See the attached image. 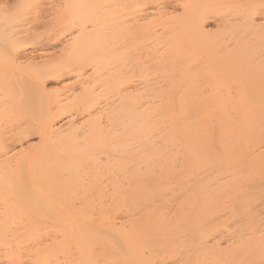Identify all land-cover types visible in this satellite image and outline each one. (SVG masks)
I'll use <instances>...</instances> for the list:
<instances>
[{
    "label": "bare ground",
    "instance_id": "1",
    "mask_svg": "<svg viewBox=\"0 0 264 264\" xmlns=\"http://www.w3.org/2000/svg\"><path fill=\"white\" fill-rule=\"evenodd\" d=\"M109 1L0 21V264H264V0Z\"/></svg>",
    "mask_w": 264,
    "mask_h": 264
},
{
    "label": "rangeland",
    "instance_id": "2",
    "mask_svg": "<svg viewBox=\"0 0 264 264\" xmlns=\"http://www.w3.org/2000/svg\"><path fill=\"white\" fill-rule=\"evenodd\" d=\"M12 1H13V4H11L12 3ZM11 1V3L9 2V5H10V7H13V8H10L9 7V10H7V11H9L8 13L10 14L8 17H15V11H17L18 9V11L19 12H21V11H23V13H19V14H21L20 16L21 17H18V18H16V19H14L12 22H11V20H12V18L11 19H9L8 17H7V15H5V14H7V13H3V15H5V17H7L8 19H5L4 18V20H2L3 22L4 21H6L7 20V23H9L10 25H15V26H18V25H21V26H23V25H30L31 23L33 24V22H34V27H33V25H31L32 26V28H35V30H37V28H39V27H41V28H39L38 30H44L45 28H43V24H45V22L46 21H44V20H47V22H46V24L49 26L52 22H54V21H58V20H56L57 18L59 19L60 17H61V13L63 12V11H65L64 9H62L63 7H64V0H61L62 1V4H61V1L60 0H38V2H37V0H33V1H31V0H24L23 1V3L24 4H26L25 6L23 5V3H22V1L21 0H12ZM21 1V2H20ZM111 1V0H110ZM109 1V2H110ZM115 2V4H113V6H111L110 7V5H107V7L105 6V8H107V9H111V8H117L116 10V13L114 12V11H111V12H114L115 14L114 15H119L120 16V18H121V16L123 15V17L122 18H126L127 20H129L130 18H135V16L136 17H139V16H141V10L139 9V7H141L142 6V4H143V6L141 7V8H143V11L144 10H147V11H150V12H152V14L150 15V18H147L146 19V21L148 20V19H152V17L153 18H156L157 17V15H159V13H163V12H165V13H169V14H171V13H173V12H175V10L176 9H178L176 6H175V4H176V2H175V0H174V2H173V0H169V2H170V4H169V2H168V0H159V1H157V0H155V4L153 3V1L151 0L150 2H146L147 0H145V3H149L148 5H146L144 2H143V0H122V2L120 1V3H118V0H114ZM133 1H138L137 3H138V5L139 4H141V6L139 5V7H138V5H137V3H135L134 2V4L133 3H130V4H133L132 6L131 5H129V8L130 9H132V10H130L129 8H127V9H125V6L127 7V4H129V2H133ZM141 1V2H140ZM149 1V0H148ZM18 2V3H17ZM31 2V3H30ZM32 2H33V4H32ZM37 2V3H36ZM128 2V3H127ZM173 2V3H172ZM22 3V4H21ZM52 3V4H51ZM111 3H113V1L111 2ZM125 3H127V4H125ZM153 3V4H152ZM17 4H19V5H23V7H25V8H19V5H18V7H17ZM41 4H42V6L43 7H45L44 9H42L43 7L41 6ZM123 4V5H122ZM173 4V5H172ZM12 5V6H11ZM40 5V6H39ZM46 5V6H45ZM52 7V8H50V6ZM63 5V6H62ZM116 5V6H115ZM137 5V6H136ZM175 6V7H174ZM17 9H15V8ZM29 7H31V9L29 8ZM46 7H47V9H46ZM131 7H133V8H131ZM136 7V8H135ZM26 8H27V10H26ZM41 8V9H40ZM48 8H49V10H48ZM105 8H103L104 10H105ZM11 9V10H10ZM15 9V10H14ZM23 9V10H22ZM37 11H36V10ZM106 9V10H107ZM137 9H139V10H137ZM30 10H32V11H30ZM42 10V11H41ZM46 12V14H45V12ZM52 10V11H51ZM120 10V11H119ZM128 10V11H127ZM139 11V13L137 12V11ZM34 11H36V13L34 12ZM29 12V13H28ZM34 12V13H33ZM41 12V13H40ZM51 12V13H50ZM124 12H126V13H124ZM13 13V14H12ZM16 13H18V12H16ZM48 13V14H47ZM63 13H65V12H63ZM119 13V14H118ZM122 13V15H120ZM124 13V14H123ZM155 13V14H154ZM19 14H17V16H19ZM23 14H24V16H23ZM40 14V15H39ZM54 14V15H53ZM139 14V15H138ZM42 15V16H41ZM46 15H47V17L48 18H46ZM49 15V16H48ZM126 15V16H125ZM16 16V17H17ZM22 17H24V18H22ZM49 17H51L52 18V20H51V18H49ZM22 18V19H21ZM40 18L42 19V18H44V20H43V23H41L40 21ZM46 18V19H45ZM21 19V20H20ZM36 20V22L35 21H33V20ZM39 19V20H38ZM30 20V21H29ZM37 20H38V22H37ZM145 19L143 18V21H144ZM1 21V20H0ZM1 21V22H2ZM8 21H10V22H8ZM15 21H16V23H15ZM27 21V22H26ZM31 21H33V22H31ZM51 21V22H50ZM142 21V19H141V22H143ZM14 22V23H13ZM30 22V23H29ZM132 22V19H130V21H127V23H131ZM6 23V22H5ZM22 23V24H21ZM37 23H39V25H37L36 26V24ZM50 23V24H49ZM9 24H4L3 25V27H4V29H5V25L7 26V25H9ZM41 24L43 25V26H41ZM45 24V25H46ZM210 24V25H209ZM208 25L211 27L212 26V24H213V26L211 27L212 29H215V28H217L216 26H215V24L213 23V22H210ZM47 26V27H48ZM47 29V28H46ZM38 30L36 31L37 33H41V31H39L38 32ZM2 31V30H1ZM0 31V32H1ZM33 31H34V29H33ZM3 32V31H2ZM1 32V33H2ZM35 32V33H36ZM44 32V31H43ZM3 35V36H2ZM0 36H1V38H0V40H3V38L5 37V35L2 33V34H0ZM3 37V38H2ZM6 38V37H5ZM30 48H27V50H26V52L25 53H27L28 55H31L33 52H32V49H30ZM5 50V48L3 49H1L0 50V63H4L5 62V64L8 62H11V61H14L13 59V57H14V55L12 54V53H14L15 54V51L16 50H12V49H8L9 51H7V52H5L4 51ZM10 50H12V52H10ZM8 53V54H7ZM11 53V54H10ZM11 55V56H10ZM13 55V56H12ZM13 58V59H12Z\"/></svg>",
    "mask_w": 264,
    "mask_h": 264
}]
</instances>
